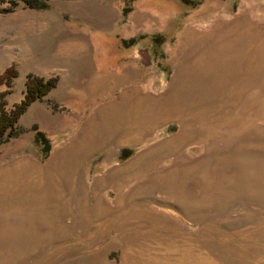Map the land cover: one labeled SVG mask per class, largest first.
<instances>
[{"label": "rangeland", "instance_id": "rangeland-1", "mask_svg": "<svg viewBox=\"0 0 264 264\" xmlns=\"http://www.w3.org/2000/svg\"><path fill=\"white\" fill-rule=\"evenodd\" d=\"M10 1L0 109L26 73L63 81L0 136V264H264V0ZM124 91L116 132L104 116L89 144Z\"/></svg>", "mask_w": 264, "mask_h": 264}, {"label": "trees", "instance_id": "trees-1", "mask_svg": "<svg viewBox=\"0 0 264 264\" xmlns=\"http://www.w3.org/2000/svg\"><path fill=\"white\" fill-rule=\"evenodd\" d=\"M22 1L26 6L32 7V8H39V7H45L44 1L45 0H19ZM12 5H14L16 2L15 0L10 1ZM6 11L9 10V8L4 9ZM157 35L150 36L152 39V47L148 48V54L149 57L153 62H156V47L158 44H160L162 37ZM154 41V42H153ZM157 44V45H156ZM166 64V63H164ZM16 71L12 65L8 66L4 69L3 73L0 74V83L4 82L7 86L10 84V78L15 76ZM56 79L55 78H48L43 79L42 77H38L33 74H27L25 77L24 82V95L22 100H20L19 103L15 104L9 112H6L2 108L0 109V136H2L5 133H10L12 131V128L20 116L26 109V107L33 101L40 100L44 95L48 93V91L54 86ZM8 93V90H3L0 92V96H4ZM33 130V139L35 144L37 145L39 149V158L45 159L48 155V151L50 148V143L48 138L45 136L43 132L37 129L36 125H33L31 127ZM132 153V149H126L122 151V156H120L118 159H123L129 156Z\"/></svg>", "mask_w": 264, "mask_h": 264}, {"label": "crops", "instance_id": "crops-1", "mask_svg": "<svg viewBox=\"0 0 264 264\" xmlns=\"http://www.w3.org/2000/svg\"><path fill=\"white\" fill-rule=\"evenodd\" d=\"M77 50V49H76ZM79 50V51H78ZM77 51H74V53L72 54H65V60L64 62L67 63L69 60V62H71V68L73 66V68L75 67L76 64H78L79 62L83 61V59L85 58V53L83 50L80 51V49H78ZM84 54V55H83ZM84 63V62H83ZM94 65V64H93ZM72 68V69H73ZM90 65H87V70L86 72L88 73V71H90ZM96 68H98V66L96 65ZM99 69V68H98ZM68 70H71L70 68ZM28 74V73H26ZM34 75L38 76V77H42V78H46V76L48 75L46 73V71H34L33 73ZM63 81L61 77H58L56 80V85L51 88L49 90V94H58L57 91H59L58 89L61 87L59 86V82ZM93 87H97V85H102V80H98V79H93ZM100 83V84H99ZM61 85V84H60ZM131 92L128 91H124V93L121 95L118 99V101H116V93L115 95L111 96L107 101L102 102L101 104H99L100 108L97 110V115L98 116H92L90 119H88L86 121V125H84V130H83V134H84V139L89 143V144H99L100 142H103L105 140V134L99 133L95 130V127H97V130L99 131L100 127V123H104V116H107V120L110 118L111 122H112V129L115 130L116 132V107L117 106H125V104H129V98H127L128 96L131 97ZM36 101H33L31 104H33ZM100 122V123H99ZM108 138H111V136L109 135ZM83 142H85L84 140H82Z\"/></svg>", "mask_w": 264, "mask_h": 264}]
</instances>
